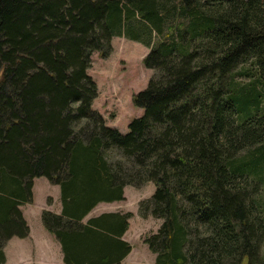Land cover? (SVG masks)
Instances as JSON below:
<instances>
[{
	"label": "trees",
	"instance_id": "trees-1",
	"mask_svg": "<svg viewBox=\"0 0 264 264\" xmlns=\"http://www.w3.org/2000/svg\"><path fill=\"white\" fill-rule=\"evenodd\" d=\"M114 36L152 70L125 133L86 72ZM37 177L59 188L40 221L65 264H120L130 212L82 219L148 182L155 264H264V0H0V264Z\"/></svg>",
	"mask_w": 264,
	"mask_h": 264
},
{
	"label": "rangeland",
	"instance_id": "rangeland-1",
	"mask_svg": "<svg viewBox=\"0 0 264 264\" xmlns=\"http://www.w3.org/2000/svg\"><path fill=\"white\" fill-rule=\"evenodd\" d=\"M110 44L111 51L107 57H100L96 52L90 57L91 63L86 72L94 81L97 91L91 107L101 115L105 125L125 133L127 122L142 112L141 108L132 104V95L144 88L152 70L144 68L141 62L148 51L146 48L118 36L112 37ZM127 189L130 191L129 195L117 205L133 210L139 197L147 198L151 194L153 185L148 182L138 189ZM158 225V219L147 217L140 220L133 217L128 238L135 237L133 245L137 247L135 254L137 253L138 260L135 261L136 256L131 255L130 264H154L153 253L141 250L140 242L145 235L154 232Z\"/></svg>",
	"mask_w": 264,
	"mask_h": 264
},
{
	"label": "crops",
	"instance_id": "crops-1",
	"mask_svg": "<svg viewBox=\"0 0 264 264\" xmlns=\"http://www.w3.org/2000/svg\"><path fill=\"white\" fill-rule=\"evenodd\" d=\"M128 41L139 44L143 48H146L138 42L132 40ZM128 187L131 186L123 187V199H125L130 193V191L127 189ZM31 194V202L24 203L19 206L22 216L28 226V234L23 238L11 237L6 240L2 247V253L4 257L2 264H65L62 261V252L59 242L51 233L44 229L40 221V212L42 210H48L55 214L60 212L59 188L57 185L50 184L44 177H37L33 179ZM142 198L143 197H139L137 202ZM119 201L97 203L82 219V222H84L89 217H94L101 213L130 212L131 215L127 220V228L121 236V239L130 245V250L120 261V264H130L131 255L136 256L134 257L135 261L138 260L137 253L135 254L137 247L133 245V240H135V237L132 236L131 239L128 238L131 222L134 216L140 220L146 219L147 217L141 218L137 215V206H135L133 210L120 208L117 205ZM141 242L140 245L142 248L140 247V249L150 252L146 245ZM152 261L154 262V254H152Z\"/></svg>",
	"mask_w": 264,
	"mask_h": 264
}]
</instances>
